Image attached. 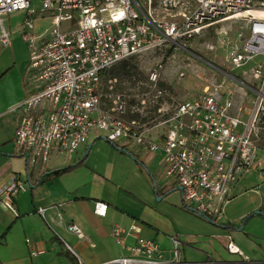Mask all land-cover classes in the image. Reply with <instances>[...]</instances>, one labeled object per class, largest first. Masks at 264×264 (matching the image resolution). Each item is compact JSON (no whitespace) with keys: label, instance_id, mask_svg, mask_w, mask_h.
I'll return each instance as SVG.
<instances>
[{"label":"built area","instance_id":"2783aa9c","mask_svg":"<svg viewBox=\"0 0 264 264\" xmlns=\"http://www.w3.org/2000/svg\"><path fill=\"white\" fill-rule=\"evenodd\" d=\"M34 1L0 0L2 47L10 44L3 18L25 13L21 37L28 50V93L8 111L15 115L13 143L25 160L26 176L53 151L71 155L91 135L143 155L160 151L163 182L180 189L181 208L211 223L220 221L245 174L257 171L264 179V149L256 144L264 129V0H38V12ZM36 14L51 19L45 41L33 34ZM240 21L246 37L230 36L221 27ZM211 28L230 70L253 62L242 74L257 87L252 106L214 86L177 101L161 82L164 66L175 65L177 53H189L186 42ZM156 51L172 52L166 64L161 61L144 75L131 68L109 79V71L122 62ZM29 187L26 177L13 176L0 189V206L15 214L17 196ZM94 212L104 216L106 206L96 204ZM67 231L83 237L75 225ZM139 232L134 225L126 231L112 228L116 245L122 247L130 235L134 243L128 256L102 264H180V242L171 240L166 260ZM226 248L240 254L231 242Z\"/></svg>","mask_w":264,"mask_h":264},{"label":"crops","instance_id":"0c3cea01","mask_svg":"<svg viewBox=\"0 0 264 264\" xmlns=\"http://www.w3.org/2000/svg\"><path fill=\"white\" fill-rule=\"evenodd\" d=\"M32 7L38 12V0ZM20 14L23 23L25 13ZM42 20H50L49 29L40 31ZM21 25L9 33V46L0 45V189L13 176L26 177L30 187L17 196L15 214L0 206V264H102L129 255L133 237H126L121 247L110 232L132 225L166 260L171 259L174 239L181 244L180 264H264V217L259 214L264 211V179L257 171L245 174L233 187L217 223L238 227L252 216L239 231L182 209L179 191L164 182L159 185L149 173L144 161L149 154L125 151L121 144L95 136L71 155L53 151L26 176L25 160L13 143L15 115L8 111L28 93L27 44L15 37L21 36ZM51 28L49 17L34 16L35 36L45 41ZM70 166L37 184L47 173ZM96 204L106 206L104 216L95 214ZM69 225L77 226L83 237L68 232ZM229 242L240 254L227 251Z\"/></svg>","mask_w":264,"mask_h":264},{"label":"rangeland","instance_id":"374dc122","mask_svg":"<svg viewBox=\"0 0 264 264\" xmlns=\"http://www.w3.org/2000/svg\"><path fill=\"white\" fill-rule=\"evenodd\" d=\"M21 24L22 19L20 13L3 18V28L8 33L17 29ZM219 27L220 26H216L215 28ZM221 27L225 30L228 28L230 36L236 37V35L240 33L245 37L247 36V28L242 21L221 24ZM49 28L50 20H42L40 31ZM15 37H19L22 40L19 34H16ZM217 40L218 38H216V34L212 28L203 31L199 37L188 40L186 46L189 53H177L175 55L176 64H167L164 66L160 74L161 82L167 85L172 97L177 101L183 102L198 95L207 94L211 92L212 86H214L219 87L220 94L226 95V93L229 92L236 102L243 99L244 105L247 107L252 106L251 102L256 99L257 87L254 82L248 83L249 81L244 80L242 74L250 71L253 62L242 69L230 70L224 61L225 51L218 46ZM171 53V51L150 52L133 58L129 62L133 66L131 67L133 68L132 70L144 75L149 70L153 69L157 63L162 61L166 64L165 58ZM261 59L262 58H258L256 61H260ZM179 72L183 73L182 78L177 76ZM224 73L233 76L236 82L231 80ZM237 81L244 83L250 90L239 85ZM238 86H240V89L237 91ZM92 137L93 135H91L89 139H93ZM256 141L257 146L264 149V129L260 130ZM161 160L162 156L160 151L150 153L149 156L144 159L149 173L155 176L154 178H156L159 185H163L161 179L163 172V167L160 166Z\"/></svg>","mask_w":264,"mask_h":264},{"label":"trees","instance_id":"16d2710c","mask_svg":"<svg viewBox=\"0 0 264 264\" xmlns=\"http://www.w3.org/2000/svg\"><path fill=\"white\" fill-rule=\"evenodd\" d=\"M132 64H130V62H122L121 64H119L118 66L114 67L111 71H109V79H113V78H116L117 76L119 75H122V74H127L130 69H131ZM116 75V76H115ZM262 120H264V113H263V118ZM137 161V160H136ZM74 166H70V167H67V168H63V169H60V170H56V171H53L51 173H47L41 180L38 181L37 184H41L49 179H51L52 177H55V176H58V175H62L63 173L67 172L68 170L72 169ZM35 185V184H34ZM34 185L31 184V187H33ZM259 214H261L263 217H264V211H259ZM252 216H248L246 218H244L240 224L238 225V227H232V226H226V225H219L217 223H212V224H215L225 230H233V231H239L242 229V227L244 226V224L246 223V221L251 218Z\"/></svg>","mask_w":264,"mask_h":264},{"label":"water","instance_id":"95a60500","mask_svg":"<svg viewBox=\"0 0 264 264\" xmlns=\"http://www.w3.org/2000/svg\"><path fill=\"white\" fill-rule=\"evenodd\" d=\"M208 64V63H207ZM210 65V64H209ZM211 66V65H210ZM227 77H229L231 80H234L235 82H236V80H235V78H233V76H231V75H229L228 73H224ZM237 83L239 84V85H241V86H244L242 83H240L239 81H237ZM179 191H180V189H179Z\"/></svg>","mask_w":264,"mask_h":264},{"label":"bare ground","instance_id":"6f19581e","mask_svg":"<svg viewBox=\"0 0 264 264\" xmlns=\"http://www.w3.org/2000/svg\"><path fill=\"white\" fill-rule=\"evenodd\" d=\"M262 15L264 16V13H262Z\"/></svg>","mask_w":264,"mask_h":264}]
</instances>
